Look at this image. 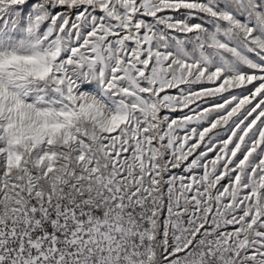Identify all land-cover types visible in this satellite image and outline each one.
Listing matches in <instances>:
<instances>
[{"label":"snow or ice","instance_id":"snow-or-ice-1","mask_svg":"<svg viewBox=\"0 0 264 264\" xmlns=\"http://www.w3.org/2000/svg\"><path fill=\"white\" fill-rule=\"evenodd\" d=\"M0 264H264V0H0Z\"/></svg>","mask_w":264,"mask_h":264}]
</instances>
